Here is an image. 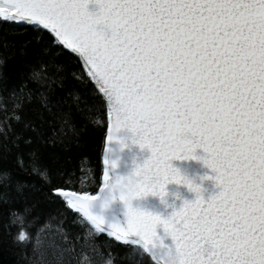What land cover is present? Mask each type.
<instances>
[{
	"label": "snow or ice",
	"instance_id": "obj_1",
	"mask_svg": "<svg viewBox=\"0 0 264 264\" xmlns=\"http://www.w3.org/2000/svg\"><path fill=\"white\" fill-rule=\"evenodd\" d=\"M0 23L47 32L78 55L99 97L88 108L109 121V145L119 139L126 147L116 135L126 129L149 153L121 175L109 146L99 195L73 188L74 173H60L68 187L50 196L82 214L93 237L107 233L138 246L153 264H264V0H0ZM22 107L16 97L0 134L7 120H21ZM198 148L205 155H195ZM188 159L214 173L201 178L219 188L207 200L171 163ZM33 172L47 177L35 164ZM7 178L0 172V183ZM170 183L186 185L195 198L169 205ZM149 196L172 211L165 217L141 203ZM10 215L20 225L15 241L31 242L25 217ZM75 252L64 249L57 264H105L95 245Z\"/></svg>",
	"mask_w": 264,
	"mask_h": 264
},
{
	"label": "trees",
	"instance_id": "obj_2",
	"mask_svg": "<svg viewBox=\"0 0 264 264\" xmlns=\"http://www.w3.org/2000/svg\"><path fill=\"white\" fill-rule=\"evenodd\" d=\"M0 41V98L6 106L0 109V121L11 116L16 97L23 104L21 120H7L0 134V172L8 174L0 183V196L6 201L0 203V264H57L61 252L73 245V255L95 245L100 251L97 259L105 264L110 259L114 264H153L138 246H122L107 234L93 237L94 229L81 214L49 194L52 188L68 187L60 173H74L72 187L90 194L101 185L108 120L103 111L88 108L99 97L79 58L55 43L49 33L16 23H0ZM43 97H47V108ZM33 164L47 169L45 179L33 172ZM11 213L25 217L31 242L15 241L20 225L12 224ZM63 258L67 260L68 254Z\"/></svg>",
	"mask_w": 264,
	"mask_h": 264
},
{
	"label": "water",
	"instance_id": "obj_3",
	"mask_svg": "<svg viewBox=\"0 0 264 264\" xmlns=\"http://www.w3.org/2000/svg\"><path fill=\"white\" fill-rule=\"evenodd\" d=\"M95 8L96 6L93 3H89L88 5L89 11H94ZM76 56L78 57V55ZM83 67L86 71V66ZM109 131L110 129H109V121H108L105 144L103 148V155L105 156L108 155V148L110 146L113 150L112 158L117 161V167L115 169L116 173L121 175L127 174L131 170L134 160L137 163H142L143 159L147 158V156L149 155L146 149L141 150L137 145L131 143V141L128 139L131 136V133L128 132V130L126 129H122L118 131L116 134L118 138L124 139V143L127 145L126 147L121 148L119 139L112 141L111 144L109 145V141L107 139V135ZM195 155L202 156L205 154L203 153L202 149L198 148L195 151ZM171 163L173 164L174 167L180 169L182 175L187 176L189 179L193 181V183L201 185L203 189L202 196L204 197L205 200H207L210 195H213L219 191V188L215 185L214 180L201 179L204 176L214 175V173L209 168H207L201 160H192V159L183 160V161L173 160L171 161ZM105 167L106 165L103 164V168ZM100 187H102V180ZM99 188L96 191V193L93 195L100 194ZM166 192L168 193V195L165 197L167 203L170 205L174 204L176 208H179L183 200H193L195 198V193L189 191L187 186L183 184L177 185L175 183H170L169 185L166 186ZM173 193L177 195L174 196ZM141 203L146 204L154 211L162 213L165 217L172 211L171 207L165 208L164 204L160 203V199L158 197L149 196L146 199V201H142ZM158 231H161L159 227H158ZM155 263L159 264V261H156Z\"/></svg>",
	"mask_w": 264,
	"mask_h": 264
},
{
	"label": "clouds",
	"instance_id": "obj_4",
	"mask_svg": "<svg viewBox=\"0 0 264 264\" xmlns=\"http://www.w3.org/2000/svg\"><path fill=\"white\" fill-rule=\"evenodd\" d=\"M191 180V179H190ZM173 195L175 196V195H177V194H175V193H173ZM173 203H174V201H173ZM170 205V204H169Z\"/></svg>",
	"mask_w": 264,
	"mask_h": 264
}]
</instances>
